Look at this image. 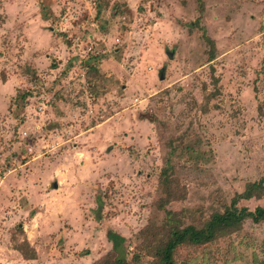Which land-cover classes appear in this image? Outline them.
<instances>
[{
    "label": "rangeland",
    "instance_id": "374dc122",
    "mask_svg": "<svg viewBox=\"0 0 264 264\" xmlns=\"http://www.w3.org/2000/svg\"><path fill=\"white\" fill-rule=\"evenodd\" d=\"M166 161L198 228L264 177V0H0V264H149ZM175 260L264 264V223Z\"/></svg>",
    "mask_w": 264,
    "mask_h": 264
},
{
    "label": "trees",
    "instance_id": "16d2710c",
    "mask_svg": "<svg viewBox=\"0 0 264 264\" xmlns=\"http://www.w3.org/2000/svg\"><path fill=\"white\" fill-rule=\"evenodd\" d=\"M202 11V6L200 7ZM201 12L199 17L192 23L202 32V38L209 46V58L214 57L215 44L207 35L205 28L200 24ZM215 83L218 79H214ZM27 93H22L15 98L25 100ZM161 186L164 197L160 201V209L165 213V221L160 227L149 225L139 234L142 238L138 245L139 251L132 257L135 262L140 263L142 255L152 258L149 264H176L175 256L179 248L184 246L208 245L220 237L229 235L239 230L245 221L250 220L255 224L264 223V207L257 206L251 210L245 206H240L242 199L248 200L254 196L264 193V177L256 182L246 184L244 191L236 194L228 206L222 212H214L201 227L192 224L183 225L182 221L176 217L175 213L165 209V205L175 198L173 184V167L166 161L162 170ZM110 236V234H109ZM115 255L106 256L93 264H128L125 257L121 238L113 236ZM119 250L121 253H118ZM142 255L140 256V254ZM258 263V260H256Z\"/></svg>",
    "mask_w": 264,
    "mask_h": 264
},
{
    "label": "water",
    "instance_id": "95a60500",
    "mask_svg": "<svg viewBox=\"0 0 264 264\" xmlns=\"http://www.w3.org/2000/svg\"><path fill=\"white\" fill-rule=\"evenodd\" d=\"M163 72V71H162ZM162 72H161V74H162ZM162 76V75H161Z\"/></svg>",
    "mask_w": 264,
    "mask_h": 264
}]
</instances>
